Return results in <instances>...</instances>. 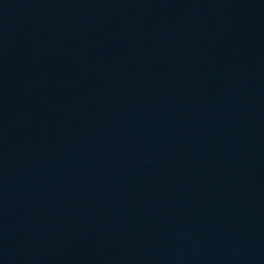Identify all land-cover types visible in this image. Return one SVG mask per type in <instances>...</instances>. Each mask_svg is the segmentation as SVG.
Segmentation results:
<instances>
[{"label": "water", "instance_id": "obj_1", "mask_svg": "<svg viewBox=\"0 0 264 264\" xmlns=\"http://www.w3.org/2000/svg\"><path fill=\"white\" fill-rule=\"evenodd\" d=\"M0 264H264V0H0Z\"/></svg>", "mask_w": 264, "mask_h": 264}]
</instances>
